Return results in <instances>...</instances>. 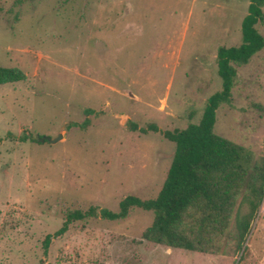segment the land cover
I'll return each mask as SVG.
<instances>
[{"label": "rangeland", "instance_id": "obj_1", "mask_svg": "<svg viewBox=\"0 0 264 264\" xmlns=\"http://www.w3.org/2000/svg\"><path fill=\"white\" fill-rule=\"evenodd\" d=\"M248 4L0 0V66L25 75L0 85V264H264V195L239 250L234 241L208 254L143 240L152 212L140 208L119 220L74 221L46 253L42 244L69 209L115 211L128 194H157L174 151L161 131L197 123L221 89L217 49L240 44ZM262 11L255 27L264 38ZM234 66L214 132L259 160L264 47ZM86 117V128L69 126ZM151 123L160 131L139 130ZM59 133L54 143L38 140ZM236 204L249 210L242 194Z\"/></svg>", "mask_w": 264, "mask_h": 264}, {"label": "trees", "instance_id": "obj_2", "mask_svg": "<svg viewBox=\"0 0 264 264\" xmlns=\"http://www.w3.org/2000/svg\"><path fill=\"white\" fill-rule=\"evenodd\" d=\"M263 6L264 0H249L247 14L241 21L240 44L218 47L217 73L221 89L208 97L199 121L184 128L161 131L165 139L174 143V151L157 194L149 198L128 194L119 201L115 211L97 206L67 210L61 226L44 237L45 253L51 239L63 234L70 223L96 217L124 219L133 208L152 212L150 224L141 233L143 240L208 254L220 253L222 245L232 241L238 250L242 248L264 195V158L256 160L250 149L217 135L214 124L217 108L230 102L237 76L234 64L246 63L264 47V38L255 27L263 19ZM24 78L20 69L0 66V85ZM84 111L87 115L95 113L91 108ZM89 122L86 117L82 123L69 126L84 129ZM131 129L137 126L132 124ZM139 130L142 133L160 131L153 123ZM239 194L249 207L245 213L236 204Z\"/></svg>", "mask_w": 264, "mask_h": 264}, {"label": "water", "instance_id": "obj_3", "mask_svg": "<svg viewBox=\"0 0 264 264\" xmlns=\"http://www.w3.org/2000/svg\"><path fill=\"white\" fill-rule=\"evenodd\" d=\"M61 134L59 133L56 137H54V138H50V137H39L38 138V140L40 141V142H45V141H48V142H50V143H54V142H56L59 138H61Z\"/></svg>", "mask_w": 264, "mask_h": 264}]
</instances>
